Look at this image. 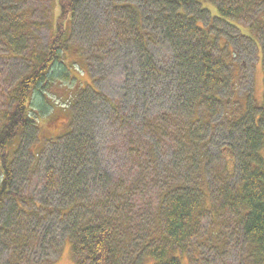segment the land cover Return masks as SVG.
<instances>
[{"label": "rangeland", "instance_id": "1", "mask_svg": "<svg viewBox=\"0 0 264 264\" xmlns=\"http://www.w3.org/2000/svg\"><path fill=\"white\" fill-rule=\"evenodd\" d=\"M69 1L0 0V128L6 125L9 132L0 140V187L7 184L0 197V264H82L74 253L77 241L67 236L68 218L62 220L60 215L72 200L63 199L61 191L46 185L49 169L54 167V150L61 148L62 138L72 128L89 138L87 178L81 190H69L81 199L78 206L82 208L75 205L73 216L86 235L109 224L116 227L119 237H129L118 248V264H157L148 251L167 246L165 252H169L168 244L151 242L147 252L140 251V246L147 245L156 228L162 229L164 216L159 222L156 211L162 195L176 184L192 196L198 188L201 197L194 228L197 234L185 243L186 254L180 252L179 264H255L245 241L235 232L236 211L220 210L215 201L223 198L225 193L220 190L225 188L231 189L232 197L235 167L248 153L242 130L232 128L234 123L244 119L243 124L253 123L261 113L264 29L250 32L247 28L256 15L264 13V0L245 16V22L236 23L238 27L220 21L210 4L206 5L209 12H200L196 5L183 10L214 38L211 54L221 59L225 75L224 83L214 91L218 101L205 99L196 110L181 100L177 108L163 77L158 85L155 78L148 79L147 85L153 86L141 89L138 65L152 58L159 66L170 51L161 39L145 44V55L139 57L141 42L133 37L132 11L148 15L149 3L99 0L88 4L84 0L77 5L72 22L65 11ZM151 24L143 25L144 34L154 28ZM13 26L16 33L2 32ZM121 28L127 29L124 37L129 40L113 35L122 33ZM109 38L114 50L104 60H93L105 53L104 42ZM52 44L57 61L50 65L43 87L32 88L21 97L32 125L18 128L16 118L12 125L13 89L34 68H41L38 61ZM82 91L92 95L93 103L76 116L74 99ZM233 119L237 121L231 123ZM185 129L195 135L193 141L181 137ZM177 139L178 157H174L170 147ZM5 170L10 172L8 181ZM112 185L119 195L127 193V201L123 209H112L111 216L102 220L100 213L104 215L110 207L100 210L92 205ZM142 227L145 231L140 233ZM173 248L178 261V248Z\"/></svg>", "mask_w": 264, "mask_h": 264}, {"label": "trees", "instance_id": "2", "mask_svg": "<svg viewBox=\"0 0 264 264\" xmlns=\"http://www.w3.org/2000/svg\"><path fill=\"white\" fill-rule=\"evenodd\" d=\"M11 1L13 2L14 0ZM95 1L99 0H87L88 4ZM141 1L149 3L151 7L148 9V15H143L142 13L136 14L132 11V27L134 26L133 33L135 34L133 37L136 42H138L137 40L141 42L137 47L139 57H142L145 52V44H153L161 39L165 42L166 50H170L168 53L169 55L166 57L167 59H164L165 62H160L159 66L155 64L152 58L146 61L148 64L143 61L142 64L138 65L137 71L141 79V89L147 86H153L147 85L146 81L148 79L152 80L155 78V85H158V80H161L163 77L166 87L171 88L170 94L174 96L173 99L171 95L177 108L178 100H181L184 104H187L188 108H193L194 110H196L205 99L210 103L217 102L218 100H216L214 91L219 84L224 83L225 75L220 68L222 64L221 59L214 58L211 54L214 38L210 36L205 28L199 26L196 20L187 17L186 14L182 12L183 10L189 9L192 5L199 6L200 12H209V10H206V5L210 4L214 7V12L220 18V21H224L227 25L238 27L236 23L245 22V16L254 12L257 3L261 0ZM83 2L86 1L70 0L67 3V9L65 11L68 12L70 21L72 20L73 22L77 5ZM153 8L160 9L151 13ZM210 18L213 19L211 15ZM151 21V26H154V28L151 29L150 27V32L144 34L143 25L145 23H151ZM117 22L120 21L116 20V24ZM13 27H7V30L4 32L3 29L2 32L6 33L8 31L10 34L16 33V31H13L16 27ZM3 28L6 27L4 26ZM138 28H141L143 32L139 31ZM234 29L237 30L235 27ZM247 29H249L250 32H252L251 30L253 29H257L255 31L264 29V13L256 15ZM121 30L122 33L114 32L113 35H115L116 38L124 37L127 29L121 28ZM237 31L239 32V30ZM128 38L129 37H124L123 39L127 41L129 40ZM112 40L111 38L105 40L103 46L105 53L100 55L99 58H93V60H104L106 53L114 50L111 47ZM190 41L193 43L192 46ZM54 45L56 47L58 46L57 40ZM53 48L54 46L50 48L49 53L46 52L41 57L43 59L38 61L41 68H34L32 72L21 79L13 89V98L16 100V108L13 113H11L13 119L12 125L16 118V122L18 121L16 126L18 125V128H29L32 125V123L28 121V119H30L29 113L21 97L32 88V90H37L40 86L43 87L50 65L57 61ZM196 49H199L201 53H197ZM260 52L262 55L261 61L264 63V47ZM196 54H198L197 57L195 56ZM87 67L88 69L92 68V65L90 67L87 65ZM191 78H193V81ZM93 94H95L94 91ZM76 97V99H74V113L77 116L85 112L87 107L93 103V100L92 95L88 94L86 91L80 92ZM109 107L115 109V111H113L115 114L119 113L118 108H114L110 104ZM174 110L177 111V109ZM259 110L261 113L259 117L255 116V119H252L253 123L251 121L248 124H243L245 117L242 121H237L235 119L231 121V123L237 121V123H234L236 125L232 128L242 130L240 135L245 141L244 145L248 153L244 155L246 159H243V162H240V165L235 167L234 175L236 177V182L234 183L233 188L235 192L232 197L230 196V188L220 190L222 193H225V195H223V198L221 196L222 200L220 198V200L215 201V205H218L217 207L220 210L227 209L232 212L236 211L235 215L237 219L235 226L237 228L235 232L245 241L248 247V254L253 258L254 263L264 264V94L262 101L259 103ZM250 117H254V115ZM261 118L263 120H261ZM10 128L9 126V129ZM7 129L6 125L0 128V140L8 135L9 132ZM183 132L181 137H183L185 141L190 142L194 140L195 135L191 134L188 129H185ZM63 138V144L60 146L61 148L54 150V167L49 169L50 176L47 179L46 185L48 189L52 186L55 190L61 191L63 199L69 198L72 200L71 205L64 208L60 215L62 220L68 218L69 233L67 236L77 241L73 246L74 253L79 257L78 260L82 262V264L88 262V260L93 264H118V248L121 246L122 242L128 240L129 237H119L116 227L112 229L109 224L106 226L100 225L95 228V233L92 232L86 235V230L77 227V217L73 216L75 205L77 208H82L78 206L81 199L80 196H73L69 190L70 188H73L72 190L74 191L81 190L83 182L87 178L84 173L86 172V163L88 162L87 149L89 146V138H87L83 131L73 130V128L71 132ZM198 144V150L201 152V148L203 149L204 147V142ZM170 150L173 152L175 151V153L172 154L174 157H178V139L176 142H173ZM200 161L199 159V163ZM200 164H202V162ZM4 174L5 180L8 181L10 175L9 170H5ZM6 186L7 184H3L0 187V197L3 195L2 192L6 189ZM176 193L179 194L173 196ZM126 196L127 193L119 195L112 185L103 197H99V200H97L98 202H92H97V205L93 204L92 206L93 208L99 206L98 209L100 210L109 206L110 208L104 215L103 211L100 213L102 215L101 219L106 220L111 216L112 209H123L127 201L125 199ZM218 197H220V195ZM165 198H168V200L164 201ZM198 198H201L198 188L193 196L185 193L184 189H178V184L166 191L162 195L163 202L160 203L156 211V213H159V222L161 217L164 216L161 221L163 224L162 229L158 227L155 231L151 232L148 236L147 245L143 242L140 246V251L146 249L147 252V250L151 249L152 247L148 246L151 242H158L164 245L168 244V248L170 249L169 252H165L167 246L165 248H160V250L158 248H152L153 250L148 251V257L156 260L157 264H176L177 262L179 264L180 252L182 256L186 254L185 243L192 236H196L197 234V229L194 228L196 227V218L201 212V210L198 209L199 205H201L198 202ZM190 203L193 204L192 208L188 207ZM163 206L165 207L164 213ZM88 208L89 207H86L85 210ZM178 219L180 222H178ZM143 222L145 223V221ZM142 231H145L144 227L140 229V233H142ZM159 231H161V233ZM129 244H131V240ZM131 246H133V244H131ZM173 247L176 249L178 248V261L173 258L172 253L175 250Z\"/></svg>", "mask_w": 264, "mask_h": 264}]
</instances>
